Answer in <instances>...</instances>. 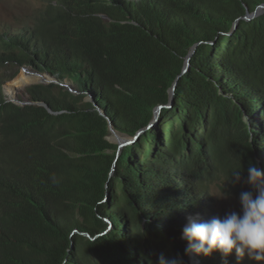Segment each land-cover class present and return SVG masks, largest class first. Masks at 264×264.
Listing matches in <instances>:
<instances>
[{
  "label": "trees",
  "instance_id": "obj_1",
  "mask_svg": "<svg viewBox=\"0 0 264 264\" xmlns=\"http://www.w3.org/2000/svg\"><path fill=\"white\" fill-rule=\"evenodd\" d=\"M55 1L54 25L0 36V66L82 92L34 85L23 94L45 106H20L0 85V264H264L185 255L181 238L215 217L205 174L240 171L235 193L255 195L248 167L264 170V13L245 18L264 0ZM110 128L136 137L112 174Z\"/></svg>",
  "mask_w": 264,
  "mask_h": 264
},
{
  "label": "clouds",
  "instance_id": "obj_2",
  "mask_svg": "<svg viewBox=\"0 0 264 264\" xmlns=\"http://www.w3.org/2000/svg\"><path fill=\"white\" fill-rule=\"evenodd\" d=\"M52 2H53L52 7H55L57 9V7H59L58 2H56L55 0H52ZM51 18H54L53 22L46 20V19H41V22H44V23L50 22V24L54 25L56 21L58 20L55 12H53V16ZM41 22H35V23L39 24ZM29 24H33V23H29ZM36 24H34L33 27L30 26L29 28H26V27L21 28L19 33L15 35L18 36L22 34L21 30L30 32L29 29L31 30L34 29L36 27ZM6 32H11V31H6ZM26 65L27 64H24L23 66H18V65L16 66L23 68ZM32 69H34L38 75L42 76V78L50 77V78L58 80L51 73L41 72L34 67H32ZM0 85L3 91L4 100L6 102L14 103L20 106H26V105L45 106L44 104L40 102H32L31 100H29V97L23 94L25 92L24 90L21 91L20 94H18L17 92V95H16V92H13L11 94L7 93L8 94V97H7L6 92L4 91L3 84L0 83ZM35 85H47L48 86V85H56V84L39 83ZM28 88H26V90ZM62 88L67 89L65 87H62ZM69 91L73 93L72 90H69ZM83 95H85V99L89 97L88 102H92V98L89 93L83 92ZM16 97L18 98L17 100L19 101V103L15 102ZM47 109L49 112H52L50 108H47ZM155 111L156 109L154 110V112ZM158 119L154 122V124L151 123L150 127H153L157 123ZM220 167L221 166H219V168ZM219 170L220 169L215 171L214 173L215 175L213 177L210 176V174H205L203 176V183H204L203 188L208 193L207 195L210 197L209 202L213 208H214L213 199L211 198L208 188L206 187V182L216 177L218 174L217 171ZM232 177H234V182L236 183L240 182V171L234 172L232 174ZM247 182L255 190V195L251 191H243L240 193L241 212L237 213L233 211V212L226 214L223 218L214 217L211 220L205 221V222H198L194 218H191V217L189 218L188 223L184 226L182 230V237H181L182 239L188 242V246L185 249V255L191 256L192 254H195L196 256H203L207 258V257H210L214 252H219L222 255V257L226 259L234 251L238 260L243 259L245 254H247L249 259L251 260H254L256 262L264 261V170H261L260 168L254 165H249ZM230 183H232V181ZM215 197L222 198V199L227 198L225 192ZM213 208H211L210 206V209H207V211L209 210L208 212L209 213L211 212L210 214H214ZM206 215L207 214H205V216ZM197 217H199V215H197ZM201 219H202V216H201ZM171 256L173 255H170L168 257L161 255L159 257V264H185L181 257L175 256L176 258H171Z\"/></svg>",
  "mask_w": 264,
  "mask_h": 264
},
{
  "label": "rangeland",
  "instance_id": "obj_3",
  "mask_svg": "<svg viewBox=\"0 0 264 264\" xmlns=\"http://www.w3.org/2000/svg\"><path fill=\"white\" fill-rule=\"evenodd\" d=\"M52 5V0H0V35H3L6 31L18 34L21 28L33 27V25L36 24L35 22H41V19L53 22L54 18L51 17L53 16V12L56 13V10ZM23 68L10 63L0 66V83L3 84L7 97L8 94L13 92H16V95L17 92L20 94L21 91H26V88L39 83H54L57 87L61 86L72 90L75 95L81 94L77 89V85L69 78L63 82L50 77L42 78L32 67L26 65ZM18 98H15L16 103H19L17 100ZM88 101L89 99L87 98L83 102ZM119 135L123 138L126 137L120 133ZM111 136L114 138V135L111 134L110 137ZM229 171V167H221L220 170L217 171V176L206 182V187L213 199L215 217L223 218L230 212H241L240 193H235L233 189L234 181L230 183L232 178L229 175ZM224 192L227 198L222 199L215 197ZM176 255L177 254L174 253L171 258H175ZM246 256L247 254H245V257Z\"/></svg>",
  "mask_w": 264,
  "mask_h": 264
},
{
  "label": "water",
  "instance_id": "obj_4",
  "mask_svg": "<svg viewBox=\"0 0 264 264\" xmlns=\"http://www.w3.org/2000/svg\"><path fill=\"white\" fill-rule=\"evenodd\" d=\"M263 13H264V4L259 6L253 14H249L248 13L245 16V18L248 19V20H251L252 18L257 17V16H259V15H261ZM235 24H234V26H235ZM234 26H233V29H234ZM195 50H196V46H194L191 49V51L189 52V54L187 55L186 60H185V64H184V67H183V70H182V74L186 73L190 69L191 59H192V57H193V55L195 53ZM179 78H180V75L175 79V81H174V83H173V85H172V87H171V89L169 91V103L165 107H171V104H172V101H173V97H174L175 87H176V85L178 83ZM161 108H162V106H158L156 108L155 120L152 122V124H154V122L158 119V117L160 115V112H161ZM100 114L104 116V114L102 112H100ZM110 131H111V134L114 135V138L112 136L111 137L109 136L108 137L109 141L112 142V143H116L118 145V156L116 157L115 163H114L113 168L111 170V174H112L114 172V170H115V167H116V161H117L119 155L121 154L123 148L128 146L129 144L133 143L136 140V137H132V138L124 137L123 138L122 136L119 135V133L117 131L113 130L112 128H110ZM139 133H141V132H139Z\"/></svg>",
  "mask_w": 264,
  "mask_h": 264
},
{
  "label": "bare ground",
  "instance_id": "obj_5",
  "mask_svg": "<svg viewBox=\"0 0 264 264\" xmlns=\"http://www.w3.org/2000/svg\"><path fill=\"white\" fill-rule=\"evenodd\" d=\"M21 82H22V77H21Z\"/></svg>",
  "mask_w": 264,
  "mask_h": 264
}]
</instances>
